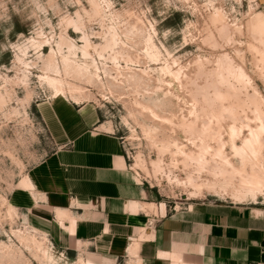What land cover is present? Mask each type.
<instances>
[{
  "label": "rangeland",
  "instance_id": "obj_1",
  "mask_svg": "<svg viewBox=\"0 0 264 264\" xmlns=\"http://www.w3.org/2000/svg\"><path fill=\"white\" fill-rule=\"evenodd\" d=\"M218 12L228 23L226 36L212 22ZM263 13L264 0H0V264H78L83 259L135 264L134 240L120 254L105 257L91 246L65 248L63 221H70V228L73 222L59 217L58 210H65L55 209L65 201L48 200L22 185L57 148L38 112L52 98L97 112L103 128L117 136L126 170L150 191L144 200L158 204L155 214L192 201H253L236 200L225 188L192 199L190 190L174 182L184 180L190 168L169 151L161 156L163 174L154 176L151 170L162 146L190 151L200 141L179 124L197 106L192 82L204 85L198 61L212 69L229 54L251 79L244 92L264 97V69L249 46L255 44L251 22ZM229 125L224 122L226 151L239 164ZM242 130L235 138L239 146L248 135L247 128ZM137 159L143 161L138 170ZM201 177L213 179L205 171Z\"/></svg>",
  "mask_w": 264,
  "mask_h": 264
},
{
  "label": "crops",
  "instance_id": "obj_2",
  "mask_svg": "<svg viewBox=\"0 0 264 264\" xmlns=\"http://www.w3.org/2000/svg\"><path fill=\"white\" fill-rule=\"evenodd\" d=\"M38 112L57 148L30 172L31 190L65 201L55 205L73 222L70 228L63 221L65 248L91 246L105 257L134 240L135 264L137 258L171 264V254L190 264H264L263 201H192L162 215L136 212L143 202L154 203L144 200L150 191L126 170L118 138L103 128L97 112L63 98L41 103Z\"/></svg>",
  "mask_w": 264,
  "mask_h": 264
},
{
  "label": "bare ground",
  "instance_id": "obj_3",
  "mask_svg": "<svg viewBox=\"0 0 264 264\" xmlns=\"http://www.w3.org/2000/svg\"><path fill=\"white\" fill-rule=\"evenodd\" d=\"M212 22L220 25L218 30L220 36L228 34V23L222 12L215 13L212 16ZM249 30L255 40V44H249V46L256 52L257 63L264 69V13L254 18ZM208 39L212 40V37ZM198 70L205 81L204 85L192 82L197 88L196 93L194 92L197 106L191 111L190 118H183L179 124L186 133L196 136L200 141L196 149L190 151H187L185 147H177V151L174 152L171 148L176 145L171 143L168 146H162L159 149L160 157L153 162L151 171L154 176L164 171L161 156L169 151L173 159L181 156L185 167L190 168L184 180L175 178L174 182L185 190H190L189 195L192 199L195 200L207 193H214L225 188L228 192L229 190L232 192L231 195L236 200L258 201L264 198V97L257 91L253 94L244 92L248 90L246 85L251 83V79L245 68L239 66L229 54H224L218 61V66L212 69L205 67L203 61H198ZM181 74L180 70L174 73L176 78H180ZM72 90L81 92L77 88ZM202 121L205 123L200 124ZM225 121L230 123L231 147L234 155L239 158V164L235 163L226 151ZM243 128L248 129V135L243 145L239 146L235 138L240 135ZM142 165L143 161L137 159L135 168L138 170ZM142 168L146 170L145 167ZM203 171L211 175L213 179L203 180L201 177ZM146 172L150 173V170ZM166 176L171 179L170 172H167ZM22 185L33 188L29 177L24 179ZM135 209L136 212L147 210L154 213L159 207L155 203H146L143 206H136ZM58 215L65 216L60 211ZM138 249L139 241H136L133 252L137 254ZM161 255L165 256V254ZM169 257L171 264H190L178 254H171ZM78 264L89 263L80 260ZM136 264H141V260H138Z\"/></svg>",
  "mask_w": 264,
  "mask_h": 264
}]
</instances>
